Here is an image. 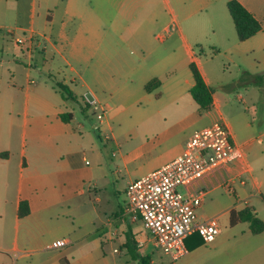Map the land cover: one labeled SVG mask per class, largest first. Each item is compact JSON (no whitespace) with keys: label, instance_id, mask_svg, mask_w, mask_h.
<instances>
[{"label":"crops","instance_id":"0c3cea01","mask_svg":"<svg viewBox=\"0 0 264 264\" xmlns=\"http://www.w3.org/2000/svg\"><path fill=\"white\" fill-rule=\"evenodd\" d=\"M199 2L202 9L209 10L207 18L216 26L212 27L213 32L220 31L222 20L210 9L217 7L218 0ZM13 9L14 32H7V40L0 35L5 40L0 42V264H140L126 246L129 233L134 235L136 253L149 256L151 264H177L149 238L139 218L134 215L126 220V208L114 220L98 221L96 210L88 212L87 202L82 199L87 192L92 195L94 191L95 199L101 200L98 192L107 181L109 147L119 148L118 161L123 166L136 159L145 162L158 159L149 165V173L183 152L193 129L204 117L208 124L217 120L228 124L239 155L202 181L208 193L198 208L199 217L216 216L219 222L228 215L231 229H239L224 238L219 230V236L212 242L214 246L227 242L223 250L229 256L224 264H264V231L254 234L248 222L233 226L230 223L231 211L239 212L246 207L264 221L261 176L264 154L256 162L250 158V141L240 139L224 116L214 91V104L209 111H201L191 94L195 79L190 64H197L212 87L206 69L209 58L230 53L229 58L234 60L233 52H222L219 46L212 47V52H196L179 20L176 22L181 31L179 38L186 52H141L137 58L130 57L129 52H109L111 32L123 28L121 21L113 20L110 9L118 12L121 19H135L140 5L129 0H42L41 3L31 0L27 9L21 8V0H16ZM223 13L225 21L231 19L236 32L230 11V18L224 10ZM191 17L193 14H186L185 21ZM143 25L137 19L124 24V39L143 35L146 31ZM30 31L38 33L40 38L39 46L32 52L23 50L15 41L16 36ZM170 36L171 32L161 33L159 39L164 41ZM240 41L237 34L228 48L242 51ZM115 56L119 57L117 62L113 61ZM63 63L69 67L68 72L62 70ZM86 72L92 77L86 79ZM244 72L252 73L248 69ZM137 76L144 78V93L133 97L141 100L143 107L154 106L144 108L143 114L155 126L150 136L145 135L135 149L125 153L124 139L117 135L110 121L93 120L91 102H101L102 93L109 94L111 99L113 91L124 88ZM154 78L160 80V85L152 91L146 90L147 82ZM58 82L69 86L76 99L64 98ZM237 98L245 102L243 93L238 92ZM80 112L82 116L77 115ZM62 113H72L73 119L64 122ZM89 124L99 135V144L87 134ZM98 125L107 128L112 138L105 140L96 130ZM88 154L94 157V166L86 163ZM230 178L235 182L234 191L225 185ZM22 201H27L30 207L24 217L19 216ZM12 229L18 232L13 240ZM59 238L70 243L60 249L47 247ZM199 238L189 239L188 254L204 244L195 246Z\"/></svg>","mask_w":264,"mask_h":264},{"label":"rangeland","instance_id":"374dc122","mask_svg":"<svg viewBox=\"0 0 264 264\" xmlns=\"http://www.w3.org/2000/svg\"><path fill=\"white\" fill-rule=\"evenodd\" d=\"M129 0V3L137 2L140 5V10L137 14L139 22H143V27L146 31L143 35H139L135 39H124V24L135 21L129 17L124 20L118 16V12L110 9V14L113 20L121 21L123 28L120 31L111 32V43L109 52H129L130 57H140L141 52H186L182 41L179 38L181 31L177 26V20L180 21L183 31L187 34L189 41L193 44L196 52H212V47L222 48V52H233V59H230V53L217 54L209 58L206 64V69L212 79V90L219 99L224 116L231 123L234 130L237 132L241 140H248L251 144L250 158L256 162L258 156L264 154V79L262 81L254 80L256 74L264 76V30L250 41H240L243 50H235L228 48L232 42V37H237V33L233 29L231 19H224V12L230 18L227 8V0H218L217 7L210 8L212 14L216 18H220V31L214 33L212 27H216L213 22L208 20V9H202L199 0ZM214 1L215 0H211ZM247 7L252 9L258 18L264 23V0H242ZM16 0H0V26L3 31L0 35L5 38L9 37L8 30H12L14 26V3ZM42 2V0H38ZM31 0H21V8L26 9L30 6ZM210 10V12H211ZM45 10H42L44 13ZM207 12V13H206ZM193 14V17L185 21L186 14ZM24 14V13H23ZM207 14V15H206ZM177 15V16H176ZM229 20V21H228ZM222 22V23H221ZM219 24V23H218ZM171 32L170 38L166 40L159 39V34ZM6 38V40H7ZM141 38V39H139ZM0 42L5 43V40L0 36ZM7 42V41H6ZM7 44H9L7 42ZM11 52V51H9ZM244 52L243 55L242 53ZM246 52H248L246 54ZM119 57L113 58L117 62ZM62 70L68 72V66L62 64ZM78 69L81 67L77 66ZM245 69H248L250 74H246ZM123 74V73H122ZM86 79L91 78L92 74L86 72ZM133 82L128 83L124 88H119L113 91L112 98L109 94L102 93L103 97L101 104L106 109L105 119L110 121L115 132L120 138L124 139V152L131 151L136 148L138 141L143 139L145 135L150 136L154 128V122L148 121L143 110L152 109L154 106L143 107L141 100H137L140 94L144 93V78L137 76L131 78ZM238 92L244 94L245 102L238 100ZM133 95H138L136 98ZM82 116V113H78ZM94 121H98L96 115ZM204 117L199 126L193 130L201 128L208 123ZM20 128V125H19ZM101 135L108 131L102 125ZM98 131V130H97ZM87 134L99 144L101 139L95 133L91 124L86 128ZM18 138H21V130L19 129ZM20 144V143H19ZM116 153L114 156L113 153ZM119 148H108V162L106 163L105 173L107 181L100 185L98 192L101 200H96L95 193L90 195L88 192L84 195L82 201L87 202V211L95 212L98 221L106 222L107 219H115L116 215L122 216L127 203L128 197L126 194L127 184L130 179H136L147 173L149 165L157 163L158 159L145 162L141 159H136L129 165L124 166L119 160ZM89 165H95V159L90 154L87 156ZM15 161H18V156H15ZM264 178V171L261 172ZM183 191V188L180 187ZM95 214V213H94ZM134 215L128 213L125 218L130 220ZM228 215L220 218V236L221 238L233 233L239 232V229H231L228 223ZM124 220V217H122ZM128 227V226H127ZM12 228V226H11ZM18 234L17 230L12 229L10 237L13 240ZM198 236V235H197ZM196 236V237H197ZM219 236V235H218ZM19 238L22 239V231L19 232ZM200 239V238H199ZM227 242L221 245L214 246V243H204L198 250L183 256L177 260V264H224L228 258V254L223 250ZM123 255H118L122 257Z\"/></svg>","mask_w":264,"mask_h":264},{"label":"built area","instance_id":"2783aa9c","mask_svg":"<svg viewBox=\"0 0 264 264\" xmlns=\"http://www.w3.org/2000/svg\"><path fill=\"white\" fill-rule=\"evenodd\" d=\"M15 41L28 52L40 44L39 34L35 31L18 35ZM91 110L99 122L105 120L106 109L99 101L91 102ZM102 129V126H96L98 132L101 133ZM103 138L109 140L112 136L105 131ZM238 155L232 131L225 121L217 120L195 130L178 157L128 183L127 213L141 220L149 238L164 254L173 261L179 260L189 252L186 239L190 235L200 234L204 243L216 239L220 230L217 217L200 219L198 214V208L208 193L207 187L201 183L208 174ZM86 163H89L87 159ZM225 185L234 191L233 178ZM69 243L68 239L59 238L47 247L60 249Z\"/></svg>","mask_w":264,"mask_h":264},{"label":"trees","instance_id":"16d2710c","mask_svg":"<svg viewBox=\"0 0 264 264\" xmlns=\"http://www.w3.org/2000/svg\"><path fill=\"white\" fill-rule=\"evenodd\" d=\"M228 9L232 16L235 24L236 32L240 40L244 41L250 39L264 27L263 21L259 20L240 0H228ZM192 70L195 84L191 88V94L198 104L201 111H209L212 109L214 104L213 90L206 83L200 69L195 62L190 64ZM246 74H250L246 72ZM251 75V74H250ZM255 81H262L264 76L262 74H256L254 76ZM160 85V80L154 78L147 82L145 88L148 91H152ZM57 87L61 92L62 96L66 99H76L73 91L69 86L58 82ZM61 118L64 122H69L73 119L72 113H62ZM30 212V207L27 201H22L19 208V216L24 217ZM239 222H248L250 228L254 234L261 233L264 231V221L254 212L251 208L246 207L243 210L237 212L235 210L231 211L230 223L231 225H236ZM198 235V236H197ZM134 236V235H133ZM128 234L126 246L134 259H139L140 264H151V258L149 256H139L137 251V245L135 243V238ZM200 237V239L195 243V246L201 245L204 241L200 234L195 233L189 237V239ZM189 239L186 240V244L189 246Z\"/></svg>","mask_w":264,"mask_h":264}]
</instances>
